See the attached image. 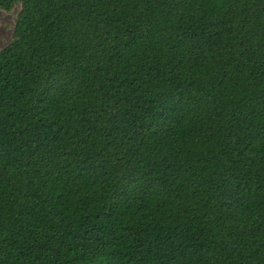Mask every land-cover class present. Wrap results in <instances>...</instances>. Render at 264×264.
Wrapping results in <instances>:
<instances>
[{
  "label": "trees",
  "instance_id": "1",
  "mask_svg": "<svg viewBox=\"0 0 264 264\" xmlns=\"http://www.w3.org/2000/svg\"><path fill=\"white\" fill-rule=\"evenodd\" d=\"M0 264H264V0H0Z\"/></svg>",
  "mask_w": 264,
  "mask_h": 264
},
{
  "label": "rangeland",
  "instance_id": "2",
  "mask_svg": "<svg viewBox=\"0 0 264 264\" xmlns=\"http://www.w3.org/2000/svg\"><path fill=\"white\" fill-rule=\"evenodd\" d=\"M18 12V6L11 12H5L0 9V50L11 41L14 20Z\"/></svg>",
  "mask_w": 264,
  "mask_h": 264
}]
</instances>
